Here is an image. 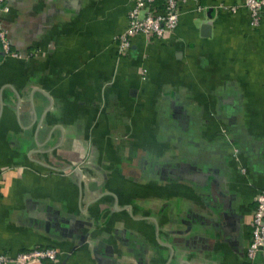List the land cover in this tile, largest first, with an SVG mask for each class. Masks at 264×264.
Returning <instances> with one entry per match:
<instances>
[{
    "label": "crops",
    "instance_id": "1",
    "mask_svg": "<svg viewBox=\"0 0 264 264\" xmlns=\"http://www.w3.org/2000/svg\"><path fill=\"white\" fill-rule=\"evenodd\" d=\"M237 2L186 0L168 37L119 52L129 0H6L0 252L264 264L244 260L264 188V15L217 7Z\"/></svg>",
    "mask_w": 264,
    "mask_h": 264
},
{
    "label": "built area",
    "instance_id": "2",
    "mask_svg": "<svg viewBox=\"0 0 264 264\" xmlns=\"http://www.w3.org/2000/svg\"><path fill=\"white\" fill-rule=\"evenodd\" d=\"M186 0H129L126 25L116 36L118 51L124 52L130 47L137 35L150 39L168 37L178 22L179 5ZM220 9L235 12L238 7L248 11L250 23L257 24L264 15V0H239L233 4L217 5ZM8 9L6 0H0V12ZM0 47L3 53L18 56L10 49L7 30L0 20ZM254 207L250 222V237L244 249V260L251 263L260 253L264 257V188L259 189L254 197ZM61 254L54 246H38L17 252L14 255L0 252V264H52Z\"/></svg>",
    "mask_w": 264,
    "mask_h": 264
},
{
    "label": "water",
    "instance_id": "3",
    "mask_svg": "<svg viewBox=\"0 0 264 264\" xmlns=\"http://www.w3.org/2000/svg\"><path fill=\"white\" fill-rule=\"evenodd\" d=\"M200 31L202 35H207L209 33V24L208 23H202L200 27Z\"/></svg>",
    "mask_w": 264,
    "mask_h": 264
}]
</instances>
